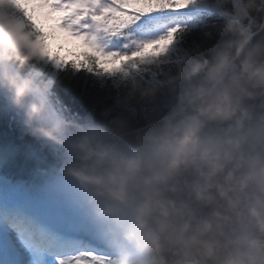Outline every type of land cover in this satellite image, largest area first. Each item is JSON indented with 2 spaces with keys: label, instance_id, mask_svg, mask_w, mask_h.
<instances>
[{
  "label": "clouds",
  "instance_id": "9594fccd",
  "mask_svg": "<svg viewBox=\"0 0 264 264\" xmlns=\"http://www.w3.org/2000/svg\"><path fill=\"white\" fill-rule=\"evenodd\" d=\"M209 10L205 43L154 62L155 74L99 76L122 111L98 121L63 104L65 70L0 0V97L53 150L41 174L79 190L115 264H264V0ZM136 104L149 106L143 123Z\"/></svg>",
  "mask_w": 264,
  "mask_h": 264
},
{
  "label": "snow or ice",
  "instance_id": "6c2138e0",
  "mask_svg": "<svg viewBox=\"0 0 264 264\" xmlns=\"http://www.w3.org/2000/svg\"><path fill=\"white\" fill-rule=\"evenodd\" d=\"M55 70L153 75L210 14L209 0H9ZM0 264H115L79 190L52 172L37 186L0 179Z\"/></svg>",
  "mask_w": 264,
  "mask_h": 264
},
{
  "label": "trees",
  "instance_id": "16d2710c",
  "mask_svg": "<svg viewBox=\"0 0 264 264\" xmlns=\"http://www.w3.org/2000/svg\"><path fill=\"white\" fill-rule=\"evenodd\" d=\"M211 20L217 16H209ZM219 37L213 32V39L207 44L214 43ZM205 43L203 31L199 27L186 34L184 48H193ZM62 82L56 84L55 91L63 104L73 113L81 116H93L101 120L100 113L112 109V115L122 111L116 106V90L112 87V79L108 76L99 77L87 71H75L68 68L60 73ZM137 120L143 123L147 105L136 104ZM126 114V113H125ZM58 163L53 150L43 141L28 134L20 116L9 107L0 97V170L8 175L25 177L30 187L43 183L46 176L41 169H51Z\"/></svg>",
  "mask_w": 264,
  "mask_h": 264
}]
</instances>
